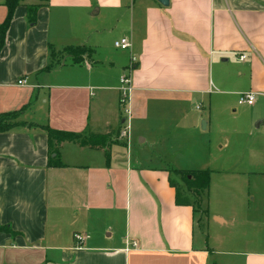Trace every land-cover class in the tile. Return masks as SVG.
Listing matches in <instances>:
<instances>
[{
  "label": "crops",
  "instance_id": "crops-1",
  "mask_svg": "<svg viewBox=\"0 0 264 264\" xmlns=\"http://www.w3.org/2000/svg\"><path fill=\"white\" fill-rule=\"evenodd\" d=\"M75 47L89 51L77 65L62 55ZM15 112L22 125L0 133V228L13 233L0 232V264H264V0H24L0 50V116ZM42 127L113 134L50 146ZM203 132L234 154L198 170L201 219L174 182L188 170L167 161H191Z\"/></svg>",
  "mask_w": 264,
  "mask_h": 264
},
{
  "label": "trees",
  "instance_id": "trees-1",
  "mask_svg": "<svg viewBox=\"0 0 264 264\" xmlns=\"http://www.w3.org/2000/svg\"><path fill=\"white\" fill-rule=\"evenodd\" d=\"M23 1L24 0H5L4 5L7 8V16L3 24L0 26V50L2 49L4 45L5 34L11 23L14 10ZM29 21L31 23H34L35 21V8L30 10ZM64 52L67 53L68 56H70L72 63L76 65L83 62L82 55L89 53V51L83 47L67 48L64 50ZM50 69H51V66L46 68V71ZM18 114L19 113L15 112V113H8V114H4L0 116V133L7 132L14 127L22 125L16 122ZM42 128L48 136V141H49L50 146L52 145L53 141H57V142H76L77 144L83 147H89V148L105 147L108 142V138H110L111 134H113V132L111 131L108 132L106 135L90 134L92 138H95L97 140V142L91 144L87 142H82V135H76V134L64 133V132H56L47 127H42ZM114 134L118 136L117 133H114ZM53 154L55 155V157L52 160L56 161L58 154L55 151H51L50 155H53ZM50 166L61 167L62 165L59 164L58 162L51 163V160H50ZM179 174L184 176L185 178L184 183L186 186H189V188L193 189L195 192H200V191L205 192V195H206V192L209 186V175H210L208 171H191V172L185 171ZM1 231L9 232L13 234L10 231V228L8 227L0 228V232Z\"/></svg>",
  "mask_w": 264,
  "mask_h": 264
},
{
  "label": "rangeland",
  "instance_id": "rangeland-1",
  "mask_svg": "<svg viewBox=\"0 0 264 264\" xmlns=\"http://www.w3.org/2000/svg\"><path fill=\"white\" fill-rule=\"evenodd\" d=\"M62 55L66 57H70L68 56L67 53ZM82 56L87 57V54H84ZM63 63H64L63 61H58V64H63ZM202 135H204L203 137H205L206 139V144L205 146L203 144L201 149L193 148V152L190 153L193 158L191 161L181 162L180 159L173 156L171 158H168L167 164L170 167L178 166L180 168H183L182 170H188V172L198 171L200 169L205 168L204 166L206 164H209V162H211L212 159H216L218 157L220 159H226L227 157L232 156L234 154L232 145L228 149L220 148V146H222L224 143H222V139L219 138L218 136H211L210 134H208V132L201 133L200 137H202ZM198 140H200V138H198ZM82 142H87L92 144L97 142V140L95 138H92L89 134L82 136ZM200 158H202L201 162H196L200 160ZM203 161H205V164L202 163ZM220 165H221L220 163L209 164V166H211L212 168H218ZM184 179L185 178L182 175L180 177L177 176L174 177V182L177 184L178 187L179 196L183 201H187L195 209H197L198 213L200 214V218L202 219L205 214L204 212L205 200H206L205 192H201V191L195 192L193 189H190L189 186H186L185 183L183 182Z\"/></svg>",
  "mask_w": 264,
  "mask_h": 264
},
{
  "label": "built area",
  "instance_id": "built-area-1",
  "mask_svg": "<svg viewBox=\"0 0 264 264\" xmlns=\"http://www.w3.org/2000/svg\"><path fill=\"white\" fill-rule=\"evenodd\" d=\"M114 48L122 51L128 50L130 48V42L127 39L122 38L114 42ZM239 59L244 60L245 57L241 56L239 57ZM134 62L135 60L132 59L131 64L133 65ZM132 65L130 67V70H133ZM130 70H128V72H131ZM26 83H27L26 79H21L17 82V85L24 86L26 85ZM131 92H132V83H131L130 75H125L120 79V86L118 91V109H119L120 117L122 119V126L118 132L119 139H125L128 136V127H129L128 122L131 116V109H130ZM253 102H254L253 93L243 94L239 98L240 105L252 106ZM86 239L87 236L85 234L76 233L73 235V240L78 247H81Z\"/></svg>",
  "mask_w": 264,
  "mask_h": 264
},
{
  "label": "water",
  "instance_id": "water-1",
  "mask_svg": "<svg viewBox=\"0 0 264 264\" xmlns=\"http://www.w3.org/2000/svg\"><path fill=\"white\" fill-rule=\"evenodd\" d=\"M162 7H167L169 0H156ZM201 129H204V123H201Z\"/></svg>",
  "mask_w": 264,
  "mask_h": 264
}]
</instances>
